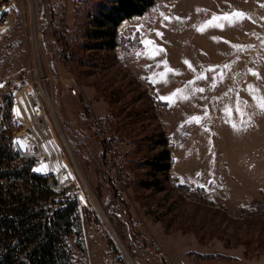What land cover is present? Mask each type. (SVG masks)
<instances>
[{
  "label": "rangeland",
  "instance_id": "1",
  "mask_svg": "<svg viewBox=\"0 0 264 264\" xmlns=\"http://www.w3.org/2000/svg\"><path fill=\"white\" fill-rule=\"evenodd\" d=\"M103 2L0 0V76L45 86L86 183L67 201L74 263L264 264V110L248 91L264 97V0H155L98 49L86 34ZM235 11L248 18L197 30ZM2 124L11 137L8 101ZM164 140L171 168L142 188Z\"/></svg>",
  "mask_w": 264,
  "mask_h": 264
},
{
  "label": "built area",
  "instance_id": "2",
  "mask_svg": "<svg viewBox=\"0 0 264 264\" xmlns=\"http://www.w3.org/2000/svg\"><path fill=\"white\" fill-rule=\"evenodd\" d=\"M67 90L71 95H77V90L71 84L67 85ZM7 101L11 108L12 123L17 128L10 137L12 150L21 160L31 162V173L41 178L45 188L50 192L47 197L31 203L28 214L33 215L32 221L50 225L56 211L63 208L75 193L83 204V196H80L83 188L86 189V183L79 166H75L65 146L69 141L45 86L40 85L32 75L14 79L0 76V143ZM77 116L83 119L86 113L79 110ZM17 141H22L26 146L22 147ZM72 154L75 158L73 152ZM3 181L0 175V183ZM6 220H13L18 227L21 226L16 215L6 211L0 196L1 231H6L4 226ZM31 248V244H22L17 235L1 234L0 264H35L30 257Z\"/></svg>",
  "mask_w": 264,
  "mask_h": 264
},
{
  "label": "trees",
  "instance_id": "3",
  "mask_svg": "<svg viewBox=\"0 0 264 264\" xmlns=\"http://www.w3.org/2000/svg\"><path fill=\"white\" fill-rule=\"evenodd\" d=\"M154 4L155 0H105L89 16L90 29L86 35L95 41V48L113 49L116 27L124 20L143 15ZM6 116V119L10 117L8 113ZM165 143V140L159 142L163 150L147 162L145 175L148 180L140 182L142 188H158L159 177L170 170L171 154ZM30 168V161L21 160L13 152L10 133L5 128L0 143V175L4 179L0 183V196L6 211L16 215L21 226L18 227L13 220H6V231L0 230V235H17L22 244H31L30 257L35 264H75L66 239L73 223L74 203L69 202L56 211L50 225L32 221L33 215L28 214L29 205L47 197L50 192ZM18 228L21 230L17 231Z\"/></svg>",
  "mask_w": 264,
  "mask_h": 264
},
{
  "label": "snow or ice",
  "instance_id": "4",
  "mask_svg": "<svg viewBox=\"0 0 264 264\" xmlns=\"http://www.w3.org/2000/svg\"><path fill=\"white\" fill-rule=\"evenodd\" d=\"M248 18L247 15L243 12H240V11H235V12H232V13H225L223 15H220V16H217V15H213L211 20L207 21L205 25L201 26L200 28H198L197 30L198 31H205L207 27H218L220 29H223L224 26H225V23H227L229 26H233L235 23L239 22L240 20L242 19H246ZM166 20H169L170 18L169 17H165ZM179 19V18H177ZM157 35H162L161 33H157ZM214 39H217L214 37ZM146 46L147 45H152L153 42L152 41H148V40H145V41H142ZM228 43V42H226ZM232 47L236 48L237 50H240L242 48H244L245 46H242V45H232ZM163 51V49H160V48H156L154 49L153 53L151 54V57H154L155 55L159 54V52ZM186 64H188V66L191 68L192 65L188 62V61H185ZM165 64V72L161 73V78H166V75L168 72H172L174 70L170 69V68H167L166 66V62H164ZM217 67L219 66H213V67H210L208 69H206L205 71L206 72H216V69ZM231 67V65H224L223 68L225 69H229ZM195 70V69H193ZM251 72L252 75L256 76L257 78H259V74L256 73V72H252L251 70H249ZM217 75H219L221 77V79L223 78V71L217 73ZM198 79H207V76L205 75H201L198 77ZM213 79H215V77H213ZM192 83V82H190ZM213 86H215L213 84ZM198 91L200 92H203L204 89L203 88H200V89H197ZM248 91H249V94L253 95V99L257 100V106L261 108V110H264V97H257L255 95L256 92H258V89L254 88V86L252 85H249L248 86ZM182 93V90H177V92L173 93L171 96L169 97H161L160 99L162 100H166L168 101L169 103H173L175 102V97ZM183 98H187V97H183ZM245 104L247 103L246 101L244 102ZM238 112H242V109L239 107V101H237V109H236ZM19 110L17 109V115L19 116ZM226 114L231 116V109H227L226 110ZM201 120V117H192L191 120L189 122H192V121H195L196 123H199ZM233 127L235 128L236 125L233 124ZM17 143L21 144L22 147L26 146L22 141H17ZM41 169H37V171H40Z\"/></svg>",
  "mask_w": 264,
  "mask_h": 264
},
{
  "label": "bare ground",
  "instance_id": "5",
  "mask_svg": "<svg viewBox=\"0 0 264 264\" xmlns=\"http://www.w3.org/2000/svg\"><path fill=\"white\" fill-rule=\"evenodd\" d=\"M65 146H66V148H67V150H68V152H69V149H68V145H67V143H65Z\"/></svg>",
  "mask_w": 264,
  "mask_h": 264
},
{
  "label": "water",
  "instance_id": "6",
  "mask_svg": "<svg viewBox=\"0 0 264 264\" xmlns=\"http://www.w3.org/2000/svg\"><path fill=\"white\" fill-rule=\"evenodd\" d=\"M118 238V237H117ZM118 240H119V238H118ZM130 258V257H129Z\"/></svg>",
  "mask_w": 264,
  "mask_h": 264
}]
</instances>
